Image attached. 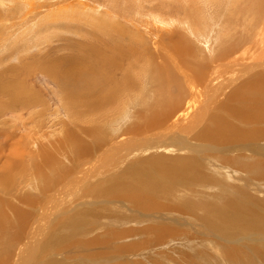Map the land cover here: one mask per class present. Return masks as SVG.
Returning <instances> with one entry per match:
<instances>
[{
	"label": "rangeland",
	"instance_id": "obj_1",
	"mask_svg": "<svg viewBox=\"0 0 264 264\" xmlns=\"http://www.w3.org/2000/svg\"><path fill=\"white\" fill-rule=\"evenodd\" d=\"M260 37L264 0H0V264H264V228L207 229L237 202L264 227V123L237 124L249 142L207 137L219 116L239 121L234 87L264 88ZM82 56L97 100L50 72ZM173 157L203 180L149 203L110 190Z\"/></svg>",
	"mask_w": 264,
	"mask_h": 264
},
{
	"label": "bare ground",
	"instance_id": "obj_2",
	"mask_svg": "<svg viewBox=\"0 0 264 264\" xmlns=\"http://www.w3.org/2000/svg\"><path fill=\"white\" fill-rule=\"evenodd\" d=\"M261 28H263V27H261ZM260 38H264V37H260ZM180 49L181 48L178 45H175L173 48V50L175 52L179 51ZM231 53H233V52H231ZM176 54L178 57H180V53H176ZM182 58H183L182 59L183 63H185L186 67L189 69L190 67L188 66L187 63H190V62H188V59H186L184 56H182ZM235 59H236V57H235ZM238 60H240V59H238ZM59 62L61 63L60 59H59ZM93 62H95V61L94 60L92 61V59L90 61H88L85 56H82L80 58V62H78V64H76L75 66L64 67L63 65H59L61 67H58L56 70L53 69L50 72L52 74L58 73V72L61 73L62 80H64V83H66V86H68L67 88L69 90H71L72 98H77L76 100H79V101H86L85 99L89 100L92 97H94L93 100L95 98H96L95 100H97V98H99V95H100L98 89L96 88L97 83L91 79L85 80L84 76H83L84 69H93V68H91ZM194 63L196 64V62H194ZM197 64H199V63L197 62ZM199 66H200V64H199ZM204 72H205V70H204ZM170 73L172 74L171 70H170ZM205 75L208 76L209 74L207 75V72H206ZM185 76H186L187 80L191 81V84H192L191 86H195L196 85L195 83L198 82L199 80H201V82H202L203 81L202 79L205 77V76H203V73L201 72V70H199V68L192 69L191 74H185ZM168 80H170V77H168V76H164L161 78L163 89L164 88L167 89L169 87V81ZM244 82L245 83L242 82L243 84L240 83L239 85H237L236 87L233 88V90L231 91V94L229 95V97H230L229 101H231L230 105H229V107L226 105L227 110H230L233 114H235V116H236L235 118H237V120H239V121L238 122L235 121V124H233V123L228 122L227 118H221L219 116L218 117V118H220L219 122L216 123L215 125H213V127H211V130L208 129V131H207V133H208L207 137H210L211 141L213 138H215V139L221 141L222 143L236 142V141L242 142V143H244L246 141L249 142V140L245 136L244 129L238 127L237 124H242V125H243V123L248 124V125L257 124L256 126H259L261 124V122L264 123V88L256 86V80L252 79V78H249V80H246ZM77 86H82V88L77 87ZM92 86L94 88H91ZM182 86L183 85H181V87ZM191 86L189 85V87H191ZM224 86H226V85H224ZM83 87H87V88H83ZM179 88H180V86H179ZM217 88H218V86H217ZM197 90L198 89H196V91ZM196 91H195V93H196ZM172 98H173L172 104H174V102H178V100L180 99L179 94H177V93ZM226 101H227V98H226ZM170 104H171V102H170ZM170 104H168V105H170ZM222 120H223L222 123L225 122V124L222 127L215 129V127L218 126V124ZM229 121H231V120H229ZM228 126H230V127L228 128ZM260 134L261 133H258V131H257L256 136L258 137ZM239 156L244 157L245 155L244 156L239 155ZM160 159H161L160 161H155V163L150 164L151 166L150 165L145 166V169H139V167H138L139 165H136L135 168H131L130 169L131 171H128L127 172L128 174H125L126 177L116 178L115 183L111 185L113 187V189H110V190L114 191V189H115V192H117V190H118V192L120 194H122V196H124V193H123L124 191H128L130 193V195L128 196V198L130 200L132 199V195H136L143 202L149 203V200L151 201V199L153 198V197L147 198L146 196L149 194H158L161 192L167 193L168 191H170V189L172 187H174L176 184H179L180 182H182L184 180L189 181V185L192 184V186H193V183H198L201 180H203V175L199 174L200 173V170L198 168L199 163L195 160L191 161L186 157H180V158H177V157L174 158L173 157L172 160L171 159L169 160L170 165H168V164H166L168 161L165 158H160ZM248 159H250V157ZM165 160H166V163H165ZM240 161H246V160L241 159ZM246 163L247 162H245V164ZM248 166H249V164H248ZM230 167H232V166H230ZM255 172H256V170H255ZM110 190L107 192L109 193ZM113 194H114V192H113ZM109 195H111V194H109ZM124 200H126V199H124ZM133 201L136 204V200L134 199ZM244 205H241V204H239V202H237L234 204L231 203L229 205V207L226 206L225 212L220 214V216L217 217L218 219L213 222L211 227L208 225L207 229L211 232L216 233V234L218 232L220 234L223 233L225 235V236H223V238H225L227 236L229 238L228 240L237 238V235L241 233L240 232L241 228H245L248 231L250 229V233L252 230L256 229V231H255L256 235L252 236V233H253L252 232L251 234H249V237H247V238H250L251 240H253L254 237H257L256 239H258V233L259 232H257V231H258V229L260 230V229H263L264 227L262 226L261 223H259V221L257 223L256 217L259 216L257 213L255 214L254 217H251L249 215L252 207L244 206ZM225 227L227 229H230L233 233H224ZM65 235H67V234H65ZM263 237L264 236H262L260 238L262 239ZM238 238H240V237H238ZM72 242H74V241H72ZM234 242H236V241H234ZM74 243L79 244V242H76V241ZM248 246H250V245H248ZM235 249H237V248H235ZM231 258H233V257H231ZM53 263L55 264L56 262H53Z\"/></svg>",
	"mask_w": 264,
	"mask_h": 264
}]
</instances>
